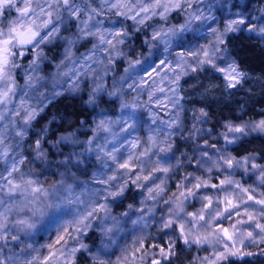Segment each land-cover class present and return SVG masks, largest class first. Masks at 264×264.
<instances>
[{
    "label": "clouds",
    "instance_id": "9594fccd",
    "mask_svg": "<svg viewBox=\"0 0 264 264\" xmlns=\"http://www.w3.org/2000/svg\"><path fill=\"white\" fill-rule=\"evenodd\" d=\"M0 264H264V0H0Z\"/></svg>",
    "mask_w": 264,
    "mask_h": 264
}]
</instances>
